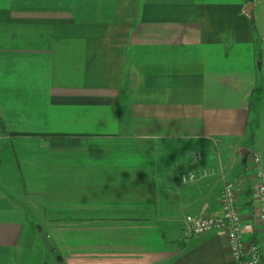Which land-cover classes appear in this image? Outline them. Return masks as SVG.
I'll return each instance as SVG.
<instances>
[{"label":"crops","instance_id":"0c3cea01","mask_svg":"<svg viewBox=\"0 0 264 264\" xmlns=\"http://www.w3.org/2000/svg\"><path fill=\"white\" fill-rule=\"evenodd\" d=\"M198 141L263 245L241 155L264 166L256 0H0V264H241L223 234H187L221 212L212 170L179 156Z\"/></svg>","mask_w":264,"mask_h":264},{"label":"built area","instance_id":"2783aa9c","mask_svg":"<svg viewBox=\"0 0 264 264\" xmlns=\"http://www.w3.org/2000/svg\"><path fill=\"white\" fill-rule=\"evenodd\" d=\"M250 167L255 176L254 218L261 226L264 235V166L261 155L251 151L249 155ZM194 174H183L184 183L192 181ZM237 185L232 181H225L221 197V212L217 215L192 216L185 218L188 235H205L221 233L226 237L232 258L241 264H263L264 243L260 245L255 240H248L244 234L242 214L237 205Z\"/></svg>","mask_w":264,"mask_h":264},{"label":"rangeland","instance_id":"374dc122","mask_svg":"<svg viewBox=\"0 0 264 264\" xmlns=\"http://www.w3.org/2000/svg\"><path fill=\"white\" fill-rule=\"evenodd\" d=\"M256 2L259 4V8L264 10V0H256ZM192 147L186 148L182 152V155H179L181 158H184L185 160H191L193 165L198 166L199 168H202V170H212L210 173L212 176L208 179H213V185H215V188H219V186L222 187L224 186V183L228 179L227 176V171L225 169V166L227 167V164L224 162H219L215 164H209L208 161H211V158L213 155H216L218 153V150L221 148L214 147V148H209V144H207L206 141H198V142H190ZM151 149V154L155 156L156 158H161V144H156L153 148ZM179 152H171V155L179 157L177 154ZM212 156V157H211ZM159 162V164H158ZM239 162V161H238ZM237 164V161H236ZM239 164V163H238ZM152 165L154 166V171L156 172V175L158 179L161 181V160L156 159V162L153 160ZM231 165V163L229 164ZM213 167V168H212ZM188 168V167H187ZM186 168H183L184 170ZM179 170V169H178ZM200 169V171L202 172ZM184 172H194L196 174L195 168L192 169H187ZM181 173V174H182ZM216 192L218 189L215 190ZM161 217V216H160ZM161 222V221H160Z\"/></svg>","mask_w":264,"mask_h":264},{"label":"water","instance_id":"95a60500","mask_svg":"<svg viewBox=\"0 0 264 264\" xmlns=\"http://www.w3.org/2000/svg\"><path fill=\"white\" fill-rule=\"evenodd\" d=\"M255 4L254 3H249L246 7H245V13L247 14V16L250 18L252 23H255ZM241 155H242V162L246 163L248 156H249V150L247 149H243L241 151Z\"/></svg>","mask_w":264,"mask_h":264},{"label":"trees","instance_id":"16d2710c","mask_svg":"<svg viewBox=\"0 0 264 264\" xmlns=\"http://www.w3.org/2000/svg\"><path fill=\"white\" fill-rule=\"evenodd\" d=\"M248 1H253V0H248ZM259 43H260V40H259ZM261 97H262V88H257L252 98L253 108H256V104L260 100ZM245 165L246 163L243 164V166Z\"/></svg>","mask_w":264,"mask_h":264}]
</instances>
